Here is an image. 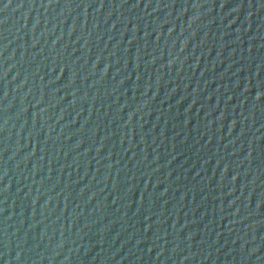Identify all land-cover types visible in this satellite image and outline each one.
Returning a JSON list of instances; mask_svg holds the SVG:
<instances>
[{"label": "water", "instance_id": "1", "mask_svg": "<svg viewBox=\"0 0 264 264\" xmlns=\"http://www.w3.org/2000/svg\"><path fill=\"white\" fill-rule=\"evenodd\" d=\"M0 264H264V0H0Z\"/></svg>", "mask_w": 264, "mask_h": 264}]
</instances>
